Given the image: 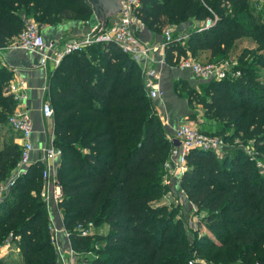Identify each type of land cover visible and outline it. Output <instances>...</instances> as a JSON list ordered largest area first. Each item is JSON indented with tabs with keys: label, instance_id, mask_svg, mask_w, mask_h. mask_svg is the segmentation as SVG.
<instances>
[{
	"label": "trees",
	"instance_id": "1",
	"mask_svg": "<svg viewBox=\"0 0 264 264\" xmlns=\"http://www.w3.org/2000/svg\"><path fill=\"white\" fill-rule=\"evenodd\" d=\"M254 3L140 0L138 10L155 31L167 24L180 29L213 21L208 28L190 26L186 39L166 46L168 63L176 65L188 54L216 61L245 34L264 49V7ZM68 13L97 24L86 0H0V48L20 34L23 14L46 26L60 23ZM205 52L209 58L201 59ZM258 57L235 67L241 71L237 77L203 82L199 93L195 87L186 90L191 99L196 95L205 115L221 123L214 132L200 131L229 137L243 131L264 162L263 58ZM13 76L0 63L2 125L16 107L13 95L2 91ZM49 83L54 145L62 151L57 173L61 219L84 264H264V174L249 153L232 147L220 156L203 149L187 155L181 186L200 213L197 227L208 229L194 234L192 246L184 222L156 205L167 187L164 166L172 142L144 87L139 62L113 41L92 43L67 54ZM13 131L0 147V183L21 158L15 141L21 134ZM43 168L40 161L32 163L0 201V247L9 249L0 251V264H57L49 208L41 194ZM90 221L107 225V233L81 236L77 223ZM194 251L212 262L192 260Z\"/></svg>",
	"mask_w": 264,
	"mask_h": 264
},
{
	"label": "built area",
	"instance_id": "2",
	"mask_svg": "<svg viewBox=\"0 0 264 264\" xmlns=\"http://www.w3.org/2000/svg\"><path fill=\"white\" fill-rule=\"evenodd\" d=\"M264 1V0H262ZM127 8L119 13L117 16L110 19L109 25L105 30L95 35L98 29V24L93 25L90 32L84 36L74 37L72 39H55L47 40L42 32V28L37 24L34 18L22 15L23 28L20 34L13 39V41L0 48V51L7 48L35 52L40 55V66H46L48 62H53L55 66H59L63 58L75 51L81 50L84 46L102 42L113 41L120 49L137 60L141 66L142 76L144 80V87L152 99L160 98L163 95L160 85V71L155 67L148 65V60L153 59V52L156 49H161L162 54L160 62L167 64L166 46L173 42L187 38L186 35H174V28L166 26L163 30L164 40L158 45H151L147 40L143 39L141 32L146 28V23L139 14L138 7L140 0H126ZM87 24L90 22L87 20ZM213 21L208 19L204 25L199 29L208 28ZM176 66L192 72L199 79L204 81L221 80L228 76L237 77L241 75L239 69L230 66L228 61L207 62L200 60L188 54L181 57ZM9 93L13 95L16 101L14 112L8 118V124L19 132L21 144V158L17 167L13 170L11 176L4 182L0 183V201H2L9 190L15 184L17 178L21 176L28 167L37 161L43 163L42 170L43 188L42 196L49 208V216L51 221L52 241L55 244L57 254V264H84L82 262L80 252H78L71 241V233L65 226L58 227L55 223V213L61 218V210L59 208V201L62 198V187L58 182V160L61 157L62 151L54 145V136L50 137V143L42 149V154L37 160L32 162L31 153L35 146L32 135L34 133V122L29 113L27 105L28 101V86L23 78H14L9 83ZM42 113L46 119L54 117V108L51 100L48 98L42 105ZM170 136L172 142L169 157L165 162V174L175 175L182 174L187 169V155L192 149H203L224 151L225 140L218 135H211L204 133L199 128L187 122H181L175 128V131ZM251 159L255 161L256 166L260 172L264 174L263 162L257 160L256 153L249 151ZM184 192V190H183ZM185 193V192H184ZM186 196V194H185ZM193 205V204H192ZM194 208H196L193 205ZM53 209V210H52ZM93 222H78L76 231L81 236H88L92 234ZM59 233H63L67 238V243L62 244L59 240ZM189 264H194L190 261Z\"/></svg>",
	"mask_w": 264,
	"mask_h": 264
},
{
	"label": "crops",
	"instance_id": "3",
	"mask_svg": "<svg viewBox=\"0 0 264 264\" xmlns=\"http://www.w3.org/2000/svg\"><path fill=\"white\" fill-rule=\"evenodd\" d=\"M193 24V23H192ZM199 24V22H197ZM93 23H83L81 20H74L62 24L48 25L42 32L47 40L67 39L69 37L84 36L90 32ZM188 26V25H187ZM185 29V28H184ZM186 31V29L184 30ZM143 39L147 40L151 45H158L164 40L163 32L159 34L154 29L146 27L141 32ZM161 49H156L153 52V59L148 60L150 67H155L160 71V85L163 95L160 98L153 99L155 108L161 115L160 119L166 129V134L170 138L172 130H167L172 125H179L185 118L186 108L185 103L180 101L177 94L172 91L173 83L180 80L187 82V84L196 87V82L199 80L192 72L183 70L176 65L162 64L160 57ZM40 55L35 52L15 49H3L0 51V63L9 67L13 73V78H23L28 86V101L27 105L29 113L34 122V133L32 135L34 150L31 153L32 162L37 160L42 154V149L49 144V130L44 128V115L42 113V105L49 98V82L54 69L57 67L53 62H48L46 66H40ZM186 79V80H185ZM194 83V84H193ZM183 101V102H182ZM199 123V122H198ZM54 130H50L51 132ZM5 133L0 132V147L4 144ZM19 144L20 137L15 139ZM53 210V209H52ZM55 223L58 227L63 226L62 219L55 213ZM60 243L66 244L67 238L63 233H59Z\"/></svg>",
	"mask_w": 264,
	"mask_h": 264
},
{
	"label": "rangeland",
	"instance_id": "4",
	"mask_svg": "<svg viewBox=\"0 0 264 264\" xmlns=\"http://www.w3.org/2000/svg\"><path fill=\"white\" fill-rule=\"evenodd\" d=\"M254 4L256 5L257 9H262L264 7V1H262V0H255ZM68 14H67V17L65 18V20L61 21L59 24L75 20V19H73L71 14H69V15ZM35 21L37 22V24L42 29L43 28L46 29L48 27V25L44 26L42 23H40L36 19H35ZM82 22L86 23V21L85 22L82 21ZM192 23H189V24L186 23L180 29L175 24H167V26L173 27L174 28V35L177 36V35L188 34L189 33L188 28L190 26L201 27L204 25V23H201V24L200 23L197 24L195 22H192ZM93 25H95V22H93ZM184 28L186 29V31H184L185 30ZM163 30H164V28H162V30H159L156 32L161 34L163 32ZM72 38H74V37H69L67 39H72ZM260 45L261 44H259L252 35L245 34V35H243L242 38H240L238 41H236V46L233 50L229 49L228 52L224 56H220V59H217L216 61H228L230 66H232L233 68H235V67L237 68V66H239V65L249 64V62L251 61L253 56H260L263 59L261 61V64L259 65V67L261 68L262 77H264V49L261 48ZM242 52H243V54H245V57L240 59L239 56ZM207 55L209 58L208 52H205L200 58L205 59V57ZM260 57H258V58H260ZM216 61H214V62H216ZM183 82L180 80L177 83H173V88H172L173 89L172 91H174V93L177 94L180 101L183 100L185 102V103H183L184 104L183 106L186 108L187 112L185 113V118L183 119V122L185 121L187 123L192 124L193 126H195L197 128H201L202 131L214 132L213 127L215 125H219L221 123L219 121H214L213 118H211L208 115H205L204 107L200 103H198L197 98L194 97L196 95H193V98L191 99L190 93H187L186 88L187 87L193 88V86H191V85L189 86L188 84L185 85ZM203 82H210V81H204L201 79L197 80L195 88L199 89L198 93L201 92V90H202V87H200L201 86L200 84ZM8 88H9V83L7 85L3 86L2 91H3L4 95L10 94ZM156 112L160 118L161 115L158 113L157 109H156ZM44 120H45L44 121V128H47V130L48 129L54 130V128H55L54 117L51 119L45 118ZM9 126L10 125L8 123H5L4 125H2L0 123V132L7 134L11 130L13 131L11 126H10V128H8ZM176 127H177V125L175 126V125L171 124L170 128L167 130L175 131ZM234 127L235 126H232L231 128H229L228 129L229 132L231 130H233ZM50 130H49V143H50V137L52 136V134L55 138L54 131H52L51 132L52 134H50ZM170 134L173 135L172 132ZM219 136H221V137L224 136L225 139L223 137L222 138L225 140V143H226V145H225L226 147H225L224 151L223 152L218 151L219 156L222 155L226 150H228V148H232V147L241 148L244 153H249V151H254L256 153V151H255L256 148L253 146V139L252 138H246L245 133L243 131H238L236 135L232 134V135H230V137H229V135H224V134H221ZM18 138H19V136H18ZM257 160L258 161L261 160V162H263V160L260 158H257ZM60 162H61V158L58 160V165H60ZM263 164H264V162H263ZM163 183L166 184L167 187H166V189H164L160 198L157 199L156 205L157 206H164L167 209V212H169L170 214L173 215L174 220L179 219L182 222H184L186 230L189 233L190 245L193 246V244H195L193 242L194 234L198 232V234L200 236L203 233H207L208 229L206 228V226L200 228V230L197 227V220L200 216V213L196 208L193 207L192 203L189 201L187 196H185V193L183 192V188L181 186V175L177 174L172 178L171 175L165 174ZM107 230H108L107 225H105V224L96 225L93 222L92 234H99V233L100 234L101 233L106 234ZM8 250L9 249L6 246L4 248H3V246L0 247V251L3 253H6ZM193 257H194V259H192V260H195V261H197L199 259H201L202 261L209 260L206 258L205 259L200 258L197 255L196 251L193 252ZM209 261H211V259Z\"/></svg>",
	"mask_w": 264,
	"mask_h": 264
},
{
	"label": "water",
	"instance_id": "5",
	"mask_svg": "<svg viewBox=\"0 0 264 264\" xmlns=\"http://www.w3.org/2000/svg\"><path fill=\"white\" fill-rule=\"evenodd\" d=\"M98 24L95 35L102 33L110 19L127 8L126 0H86ZM210 81V80H209Z\"/></svg>",
	"mask_w": 264,
	"mask_h": 264
}]
</instances>
